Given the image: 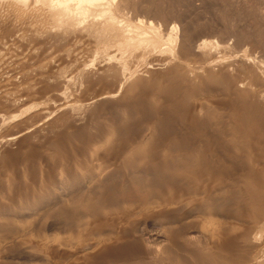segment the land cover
<instances>
[{
    "label": "rangeland",
    "instance_id": "rangeland-1",
    "mask_svg": "<svg viewBox=\"0 0 264 264\" xmlns=\"http://www.w3.org/2000/svg\"><path fill=\"white\" fill-rule=\"evenodd\" d=\"M58 1L0 0V264H264V0Z\"/></svg>",
    "mask_w": 264,
    "mask_h": 264
},
{
    "label": "bare ground",
    "instance_id": "bare-ground-1",
    "mask_svg": "<svg viewBox=\"0 0 264 264\" xmlns=\"http://www.w3.org/2000/svg\"><path fill=\"white\" fill-rule=\"evenodd\" d=\"M59 1L61 2V0H59ZM59 1H58V2H59ZM79 1H80V3H81V2H85V3H90V4H91V3H94V2H96V1L98 2V0H79ZM62 2H63V1H62ZM64 3H65V2H64ZM16 5H17V4H16ZM81 8H82V7H81ZM57 9H58V8H57ZM76 10H77V9H76ZM79 10H80V9H79ZM59 13H60V12H59ZM63 13H64V12H63ZM75 13H76V12H75Z\"/></svg>",
    "mask_w": 264,
    "mask_h": 264
}]
</instances>
